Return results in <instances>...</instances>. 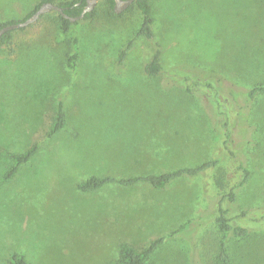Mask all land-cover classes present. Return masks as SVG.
Segmentation results:
<instances>
[{
    "label": "rangeland",
    "instance_id": "1",
    "mask_svg": "<svg viewBox=\"0 0 264 264\" xmlns=\"http://www.w3.org/2000/svg\"><path fill=\"white\" fill-rule=\"evenodd\" d=\"M42 1L0 0V25ZM150 2L152 39L138 35L139 10L117 17L99 0L96 16L67 33L52 11L0 44V264L12 252L30 264H117L121 243L142 250L157 240L144 264H217L216 204L250 230L229 240L233 264H264V97L251 106V146L244 128L223 144L215 131L228 110L220 96L264 81V0ZM157 53L162 73L150 79L145 66ZM196 96L221 102L217 125ZM60 102L66 125L48 137ZM34 146L4 179L11 156ZM218 158L224 188L213 169L162 190L146 182L78 190L91 176L156 175ZM235 158L254 173L243 187Z\"/></svg>",
    "mask_w": 264,
    "mask_h": 264
},
{
    "label": "trees",
    "instance_id": "2",
    "mask_svg": "<svg viewBox=\"0 0 264 264\" xmlns=\"http://www.w3.org/2000/svg\"><path fill=\"white\" fill-rule=\"evenodd\" d=\"M109 4V13L110 15L121 17L126 12H129L133 9H137L140 11L142 15V25L139 29L138 35L144 36L147 39L153 38L152 32V25L154 24L153 19V8L150 0H136L134 4H132L128 10H126L122 14H116L114 10L115 1L114 0H105ZM46 2H51L58 4L60 7L63 8L64 12L70 17L79 16L83 9L86 7L87 1L86 0H65L58 2L56 0H43L36 8L28 14V16L22 20L25 21L29 17H31L42 4ZM58 15V20L60 23V27L63 33H67L70 29L75 26H78L79 23L75 22L72 23L69 19L64 18L61 14L56 12ZM97 14L96 8L87 13L83 20L90 21L92 20ZM22 21H9L2 25V28L5 25L13 24ZM23 29V28H22ZM15 31V30H14ZM13 31L7 32L4 35L0 36V44H7L10 42L12 38ZM127 51L122 53V59H125ZM78 52L74 55L70 56L67 61V67L72 70H77V62H78ZM162 73L161 64H160V53H157L150 62H148L145 66V74L150 78L154 79L160 76ZM216 84V82H214ZM220 84V83H219ZM220 85H218L219 87ZM229 95L226 96L224 93L221 98L223 97L226 100L227 111L224 114V123L222 125V129L216 128L217 141L220 144L222 143V139H229L231 135L237 134L238 130L241 128L246 129L247 131V143L251 146L253 144V140L251 139L252 134L254 132L253 125L250 124L251 120V106L252 103L257 101L259 98L264 97V81L254 85L253 87L249 88L243 93H236L234 90L228 92ZM196 99L200 101V106L203 110L210 113L212 119H215V124L217 125L220 118L216 117V113L219 109H222L223 106L219 100L215 98L214 100H210L209 98L203 101L201 98L196 96ZM207 101V102H206ZM215 103V104H214ZM250 110V111H249ZM208 113V114H209ZM243 122L242 126H237V123ZM235 128H234V126ZM66 125V118L64 112V104L60 102L58 105L57 113L55 122L52 125L50 132L48 133V137H52L60 130H62ZM37 147L34 146L31 149L25 151L21 154H14L12 155V159L14 162L13 167L6 173L4 179L9 180L14 177L20 166L27 163L33 155L36 153ZM221 158L208 160L203 163L197 164L195 166L190 167H180L172 171L163 172L160 174H149V175H138L132 176L128 178H113V177H97L91 176L86 181L78 184V190L82 193H91L96 191L99 188H102L106 184L110 183H118L122 186H134L139 183L146 182L150 184L152 187L156 189H165L170 184L179 181L185 178H196L204 174H208L210 170L216 169V174L214 176L215 185L218 188L226 187V172L224 168L221 166ZM236 167L235 170L237 171V175L241 174L242 179L239 183L240 187L245 186L251 179L253 178L254 173L250 170L247 166L243 164L238 158H235ZM228 200L235 204L238 202V195L234 190H231L230 193L225 196ZM216 213L213 215L214 221L217 223L220 233L221 239L219 243L218 253L216 255L215 261L217 264H233L229 256V240H241L245 239L249 236L250 230L247 225L243 222H232V220L228 219L226 216L228 211H224L220 208V205L216 204ZM242 215L247 216L246 211L242 212ZM161 243V240H157L153 242L149 247L145 249H137L133 245L129 243H121L119 246V256L117 264H144L153 254L155 249ZM9 263L10 264H30L23 254L18 252H12L9 255Z\"/></svg>",
    "mask_w": 264,
    "mask_h": 264
},
{
    "label": "water",
    "instance_id": "3",
    "mask_svg": "<svg viewBox=\"0 0 264 264\" xmlns=\"http://www.w3.org/2000/svg\"><path fill=\"white\" fill-rule=\"evenodd\" d=\"M87 4L86 7L83 9L82 13L79 16L76 17H70L68 16L62 7H60L58 4L51 3V2H46L40 6V8L28 19L22 22H17L13 24H8L0 28V36L4 35L7 32L26 28L30 26L31 24L35 23L36 21L39 20V18L52 11H56L59 14H61L64 18L69 19L72 23L78 22L82 19H84L85 15L87 13L92 12L98 3L99 0H86ZM115 1V6L114 10L116 14H121L124 11L128 10L129 7L134 4L136 0H114Z\"/></svg>",
    "mask_w": 264,
    "mask_h": 264
}]
</instances>
